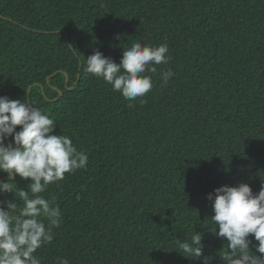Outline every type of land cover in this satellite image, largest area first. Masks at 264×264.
Masks as SVG:
<instances>
[{
  "label": "trees",
  "instance_id": "1",
  "mask_svg": "<svg viewBox=\"0 0 264 264\" xmlns=\"http://www.w3.org/2000/svg\"><path fill=\"white\" fill-rule=\"evenodd\" d=\"M136 41L166 43L169 59L145 73V96L126 100L85 71L86 57L119 63ZM0 95L43 109L88 155L38 194L61 209L33 254L41 264H202L178 247L195 231L203 255L228 264L207 196L264 186V0H0ZM0 200L18 203L14 215L24 207L13 191Z\"/></svg>",
  "mask_w": 264,
  "mask_h": 264
},
{
  "label": "clouds",
  "instance_id": "2",
  "mask_svg": "<svg viewBox=\"0 0 264 264\" xmlns=\"http://www.w3.org/2000/svg\"><path fill=\"white\" fill-rule=\"evenodd\" d=\"M168 52L166 43L151 46L136 41L123 49L117 63L96 50L86 57L85 71L102 77L126 100H135L152 89V77L145 73L155 74V65L166 64ZM173 75L171 69L161 72L164 86ZM55 122L34 104L0 95V172L8 177L0 179V194L13 191L18 201L24 202L19 215H14L18 203L0 200V264H41L33 254L53 240L52 229L60 225L61 209L38 194L50 183L64 179L65 173L87 166V153L78 150L69 136L56 134ZM8 137L12 141L6 143ZM14 175L30 178L27 190L12 187ZM207 198L212 201L211 220L217 225L213 232L228 242L231 255L224 257L228 264H261L264 255L249 253V236H254L258 252L264 254V186L254 193L246 182L235 186L224 184ZM178 247L183 256L201 259L202 264H212L214 260L211 255H203L200 232L195 231ZM59 264L69 262L61 259Z\"/></svg>",
  "mask_w": 264,
  "mask_h": 264
},
{
  "label": "water",
  "instance_id": "3",
  "mask_svg": "<svg viewBox=\"0 0 264 264\" xmlns=\"http://www.w3.org/2000/svg\"><path fill=\"white\" fill-rule=\"evenodd\" d=\"M55 74H56V73H55ZM49 79H50V77H49L47 80L49 81ZM68 82H69V78H68V75L66 74V87H67ZM34 86H40V87L42 88V92H44V88H43V86L40 85V84H33V85H31V86L29 87V89H28V92H30L31 88L34 87ZM67 88H68V87H67ZM72 88H73V86L70 87V88H68V89H72ZM58 92H59V96H61V95L63 94V92H62L61 90H58ZM7 141L10 142V138H9V137L7 138ZM12 178H13V177H12ZM7 193H10V191L7 192Z\"/></svg>",
  "mask_w": 264,
  "mask_h": 264
}]
</instances>
